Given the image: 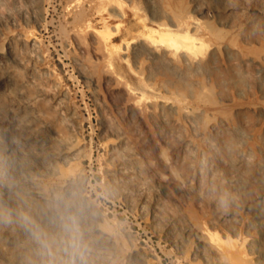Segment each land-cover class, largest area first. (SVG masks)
Masks as SVG:
<instances>
[{"label": "rangeland", "instance_id": "1", "mask_svg": "<svg viewBox=\"0 0 264 264\" xmlns=\"http://www.w3.org/2000/svg\"><path fill=\"white\" fill-rule=\"evenodd\" d=\"M124 1L129 17L115 40L123 45L109 68L98 37L78 31L91 19L89 1L70 11L73 0H0V52L10 40L18 54L0 53V161L10 141L42 157L48 146L78 144L83 206L103 215L99 230L119 228L156 264H218L208 245L201 255L190 251V227L203 222L235 237L261 236L254 245L264 247L250 204L264 187V0H212L217 11H195L213 27L210 38L234 50L232 59L219 52L209 75L205 63H178L135 33L134 2L160 16L191 8V0ZM192 25L204 34L197 19ZM31 28L41 38L35 45L25 38ZM188 106L196 110L191 117L183 114ZM169 164L184 189L158 180ZM57 180L38 177L46 188ZM6 210L0 239L8 246L25 240L34 252L31 234L10 222L16 209ZM76 219L78 239L92 241L88 220ZM14 248L0 251V263L14 262ZM118 252L98 264H119ZM25 264L40 262L30 256Z\"/></svg>", "mask_w": 264, "mask_h": 264}, {"label": "bare ground", "instance_id": "2", "mask_svg": "<svg viewBox=\"0 0 264 264\" xmlns=\"http://www.w3.org/2000/svg\"><path fill=\"white\" fill-rule=\"evenodd\" d=\"M82 1L73 0L70 11H75ZM87 1L93 6L91 19L84 21L78 31H87L89 34L92 32L91 34L94 33L98 37V40L102 44L101 49L103 48L101 54L103 55L102 52H105V60L109 66L106 63L105 65L111 68L112 60L118 53H121L123 43L115 40L121 30L122 24L129 17V9L125 5L124 0ZM191 1V8L175 13L166 12L160 16H156L151 9L149 11L148 7L140 4L141 2H134L132 9L136 12L135 15L137 16L135 33L142 40L149 42L153 47L164 51V54L169 53L171 59L178 63L192 65L194 63H205V73L209 75L216 55L222 51L232 59L234 50L229 44L222 45L218 41H213L210 38L213 34V27L195 15V11L202 13L208 10L217 11L216 4L212 0L202 2H198V0ZM194 19H197L199 24L204 27V34L198 35L195 31L196 27L192 25ZM128 29L126 30L128 31ZM129 30L131 31V29ZM25 36L33 45L41 39H38L34 28L28 29ZM81 36L84 35L81 34ZM9 41L6 42L5 49L0 53L2 56H15L17 59L18 54L14 55ZM126 44L130 45L131 42L129 41ZM165 50H168V53H165ZM233 64L235 65L236 62ZM262 69L263 67H260L259 71H262ZM230 82L237 84L238 76L232 75ZM150 86L154 87L155 85L150 84ZM238 89L239 94H242L243 90L240 87ZM204 90L206 91V89ZM261 91L264 95L263 84ZM165 102L168 103L170 101ZM195 112V109L188 106L185 108L183 114L191 117ZM225 121L229 122V125H235L231 120L225 119ZM27 125L30 126L31 124L28 123ZM36 135L41 137L40 133ZM258 135L261 137L262 133ZM79 141L81 140L79 139ZM48 150L49 152L46 153V156L42 157L40 152L21 149L16 144L13 145L11 141L1 150L0 216H5L7 213V204L16 209L18 215L12 217L10 222L17 226L19 232L26 231L20 219L22 214L31 216L49 232H55L54 227L49 221L50 218L57 214L85 217L90 223L92 233L93 231L95 232L93 233L94 239L92 241H88L85 238L78 239L75 250L69 248L65 251L66 246L57 237V242L52 245L51 252L43 249L34 238L31 239V242L35 246L34 252L31 251L28 246L29 244L25 240L18 239L15 245L8 246L0 239V251L3 250L6 253H11L14 247V251H16L13 252L16 254L14 262L2 261L0 264H25V261L30 256H36L40 264H98L99 261L105 260L115 253L117 247L119 248L120 252L118 253L121 258L119 264H125V260L127 264H156V261L153 259L155 257H151L149 251L141 249L135 240L124 234L119 228L111 227V225L102 230L100 227L99 230L101 223L98 221L99 218H103V215L93 213L94 211L91 212L83 206V191L78 183L84 175L83 169L80 167V161L78 160L80 146L78 144H55V146H48ZM162 158H166L165 154H162ZM17 160L22 162V166L17 164ZM48 173L56 174L58 180L51 187L46 188L39 183L38 177ZM157 177L164 184H173V186L175 185V187L177 186L181 189L185 188L182 178L173 165L169 164L163 171L158 172ZM250 204L252 206L255 205L256 219L254 221H256L260 228L264 229V187L255 193ZM41 209L44 210L46 215L44 221L41 219ZM188 226L190 225L188 224ZM188 233L189 236L194 237V243L193 245L191 244L192 249L190 251H192L191 253H195L196 256L203 254L201 246L208 245L214 254H216L218 264H264V247L261 244L262 247L254 245L256 241L260 240L261 236L250 238L243 234L238 237L231 234H223L207 222L192 225Z\"/></svg>", "mask_w": 264, "mask_h": 264}, {"label": "clouds", "instance_id": "3", "mask_svg": "<svg viewBox=\"0 0 264 264\" xmlns=\"http://www.w3.org/2000/svg\"><path fill=\"white\" fill-rule=\"evenodd\" d=\"M20 219L26 231L31 234L43 249L51 252V247L57 242V237L66 246L65 251L69 248L73 250L77 248L80 228L75 216L57 214L50 218L49 223L54 227L55 232H49L44 226L27 214H22Z\"/></svg>", "mask_w": 264, "mask_h": 264}]
</instances>
